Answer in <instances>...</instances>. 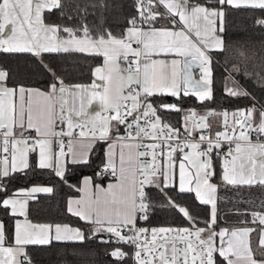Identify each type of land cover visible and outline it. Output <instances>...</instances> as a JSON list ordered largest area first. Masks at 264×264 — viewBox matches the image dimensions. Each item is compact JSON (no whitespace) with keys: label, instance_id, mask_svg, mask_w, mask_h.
<instances>
[{"label":"snow or ice","instance_id":"snow-or-ice-1","mask_svg":"<svg viewBox=\"0 0 264 264\" xmlns=\"http://www.w3.org/2000/svg\"><path fill=\"white\" fill-rule=\"evenodd\" d=\"M215 5L190 6L188 0H136L137 15L129 19L130 26L123 35L115 36L111 31L99 29L94 34L86 22L77 23L63 11L65 5L61 0H0V52L31 53L37 58L43 53H81L103 57V64L93 70L94 80L90 85L72 86L66 85L41 59L40 63L53 78L47 92L22 85L9 86L8 71L0 69V152L4 154L0 159V192L7 196L6 178L18 172L26 174L31 167L29 154L33 152L38 153V168L52 169L56 176L64 179L61 157L71 154L73 164H88L93 146L113 139L110 133L115 121L116 127L124 125L126 129H136L127 137H115L120 140L121 149L118 165L116 144L108 143L107 163L99 174L111 175L115 183L106 188L95 185L93 190L92 179L85 177L83 187L78 189L85 196L69 200V213L94 225L93 235L107 232L117 244L133 246L135 264H217L216 254L226 264H264V259H256L252 250L250 234L255 229L215 231L217 186L211 182L215 175L213 149H219L221 141H229L235 142V149L233 151L230 147L224 159L223 181L234 186H264V140L261 139L264 137V110L255 127L252 125L254 109L247 110V113H232V124L228 123L227 112H209L207 116L198 117L195 111H190L184 117V130L189 136L192 130L208 129V116L211 115L223 116L224 131L217 132L215 139L202 134L198 142L186 140L173 145L171 141L179 139V130L164 123L157 114L155 102L149 100L154 94L179 99L181 93L183 96H195L201 102L213 98L208 52L225 51L224 39L217 32L225 30L226 7L264 10V0H215ZM158 6L166 11L156 10ZM54 9L60 10L61 17L66 19L59 23L46 22L45 12L51 13ZM165 16L178 17V21L171 20V23H181L183 28L177 31L154 27L158 19ZM68 21L72 24L69 25ZM257 23L264 25V20ZM9 26L10 33L5 36V29ZM160 53H175L185 59H174L169 64L151 58ZM197 62L202 76L194 80L191 68ZM226 91L230 96L248 95L233 89ZM93 103L99 104L103 114L96 112L90 115L87 109ZM160 107L181 111L176 104ZM75 117L79 119L75 120ZM57 120L61 123L67 121V132L55 131ZM237 126L240 129L238 135ZM77 127L81 129L79 137L91 139L86 143L70 139L67 152L61 140L59 154L54 153L51 138L72 137L73 129ZM252 131L258 133L256 142L251 139ZM32 132L35 136L31 135ZM146 138L154 143L144 145L136 142ZM204 142L207 147L201 150ZM141 148L145 150L140 151ZM186 148L190 151L185 152ZM148 149H151L150 153ZM178 150L184 153L183 161L195 170L194 174L186 171V165L181 161L179 192H194L200 204L210 205V219L205 221V227H197L189 211L169 197L168 204L177 208L191 227L152 228L150 232L137 227L138 220H147L151 210L146 186H154L161 192L175 187L172 182L173 153ZM149 155L151 163L139 159ZM52 191L51 187L34 186L0 199V207L10 210L11 216L23 217L14 221L12 242L7 244L5 224L0 222V264H31L25 250L27 245H47L52 240H85V234L78 228L34 223L28 219L29 200L34 199L36 193L50 194ZM251 215L252 222L264 225V213L253 212ZM261 231L259 247L264 250V229ZM217 236L221 242L219 246L216 244ZM103 242L109 243L108 240ZM111 255L119 261L127 253L115 248ZM261 255L264 256V251Z\"/></svg>","mask_w":264,"mask_h":264},{"label":"trees","instance_id":"trees-1","mask_svg":"<svg viewBox=\"0 0 264 264\" xmlns=\"http://www.w3.org/2000/svg\"><path fill=\"white\" fill-rule=\"evenodd\" d=\"M65 5L63 11L71 15L79 23L84 21L93 29L111 31L115 36H121L130 26L129 19L136 16L132 0H61ZM215 5V3H212ZM216 6V5H215ZM46 22L59 23L66 17H61L60 10L45 12ZM264 20V10L226 7L224 17L225 51H212V96L211 100L199 101L189 95L178 99L166 94H154L149 100L154 101L158 115L173 126L182 127V118L190 111L205 114L208 110L236 111L252 107L264 110V25L257 23ZM69 25L72 24L68 21ZM243 53V55H241ZM47 65L61 77L65 84H83L91 80L92 69L99 62V57L81 53H43L40 58L31 53L0 52V69L9 73V86H27L48 89L53 78L50 72L42 66ZM233 82L240 92L248 95L230 96L225 90L227 81ZM163 104H176L180 112L166 110ZM104 143H97L88 158V164L68 163L64 179L56 176L50 169H40L32 159L31 167L25 173H15L4 181L6 193L11 194L19 188L34 184H44L52 187L50 194L38 195L29 202L28 216L34 222L69 223L83 230L85 240L80 242H56L47 245H29L26 252L31 264H127L128 260L118 261L111 255L117 248L106 232L93 235L94 227L78 217L71 215L66 209L69 196L79 193V182L82 176H91L94 183L104 184L113 177L100 175L104 168ZM217 159L213 160L215 165ZM218 186L217 225L220 227H244L257 224L251 213L264 211V186L230 185L221 181L219 170L215 168L212 178ZM151 201L149 218L139 221L146 228H160L167 225H192L177 208L168 204V198L179 206L185 207L196 220L197 227H205V221L210 219L208 205H202L191 192H179L176 187H170L163 192L154 186H146ZM165 193L167 195H165ZM5 193L0 192V199ZM0 219L5 224L8 236L7 243L12 242L14 217L7 209L0 207ZM108 240L109 243L103 241ZM127 250L126 247H121ZM217 264H226L216 255Z\"/></svg>","mask_w":264,"mask_h":264},{"label":"crops","instance_id":"crops-1","mask_svg":"<svg viewBox=\"0 0 264 264\" xmlns=\"http://www.w3.org/2000/svg\"><path fill=\"white\" fill-rule=\"evenodd\" d=\"M212 3H215V0H188V4L191 6V5H197V4H200V5H205V6H215V5H213ZM156 10H158V11H160V12H165L166 10L162 7V6H158L157 7V9ZM178 17H167V16H165L164 18H160V19H158V21L155 23V25H154V27H156V28H162V27H166V28H169V29H172V30H181L182 28H183V25L181 24V23H177V24H173V23H171V20H176V21H178ZM217 28H219V21L217 22ZM10 33V26L8 27V28H6L5 29V36H7L8 34ZM217 34L218 35H220V36H222V33H220L219 31L217 32ZM193 39H195V37L193 36ZM212 51H217V50H210L209 52H208V55L210 56V58H211V55H210V53L212 52ZM152 59H156V60H164V61H166V62H168L169 64H171V61L172 60H174V59H179V60H181V61H183L185 58L184 57H178V56H176V54L175 53H167V54H165V53H160V54H154L152 57H151ZM188 58H190V57H188ZM103 64V57H99V62H98V64L97 65H95L94 67H93V69H92V73H91V80H90V82H88V83H83V84H81V85H90L92 82H93V80H94V76H93V70H94V68L95 67H97V66H101ZM121 66L123 67L124 66V62L122 61L121 62ZM200 68H198L197 70H195L193 73H195V76H198V70H199ZM192 73V74H193ZM195 80V79H194ZM66 85H68V86H72V85H76V84H66ZM25 88H32V89H39L40 91H44V92H47L49 89H41V88H37V87H27V86H24ZM249 109H254V112H253V120L256 122V123H258L259 121H260V119H259V121L257 122V117L259 116V114L261 113V111L262 110H260L259 108H256V107H252V108H249ZM249 109H247V110H249ZM247 110H236L237 112L238 111H245V113H247ZM87 111L90 113V115H95V113L96 112H101V109H100V106H99V104L98 103H93L92 104V106L90 107V108H88L87 109ZM209 111V110H208ZM216 111H214L213 109H212V113H215ZM223 112H227L228 114H229V116H228V121H229V119H230V117H231V114H232V112H234V111H223ZM101 114H103L102 112H101ZM200 114H202V113H200ZM187 115H189V114H187ZM186 115V116H187ZM204 115H208V112L207 113H205ZM215 116V115H214ZM213 117V115H211V116H208V120H209V125H210V127H209V129H210V131H211V133H212V135H215L217 132H219L220 131V129H221V127L223 126V122H213V121H210L211 120V118ZM75 120H78L79 119V117H75L74 118ZM182 121H183V118H182ZM112 124H113V128H112V131H111V133H110V136H112L113 137V139L112 140H110L109 142H103L104 143V156H103V165L105 166V164L107 163V153H108V143H115L116 144V149H115V151H116V153H117V156H116V159H117V165H118V161H119V153H120V140H117V139H115L114 137L117 135V133L120 131V129H121V125H119L118 127H116V122L115 121H113L112 122ZM62 131L63 132H67L68 131V127H67V121L65 120V122H63L62 123ZM182 128L184 129V125H183V122H182ZM203 129H195V130H193V131H196V132H198V131H202ZM55 131L57 132V130H56V126H55ZM78 133L79 132H76L75 131V128L73 129V136L72 137H68V136H64L63 138H59V136H53L51 139H52V149H53V152L54 153H56L57 155L59 154V151H60V141L62 140L63 141V143H64V146H65V152H67V145H68V142H69V140L71 139V140H83L85 143L89 140V139H91L90 137H83V138H81V137H79V135H78ZM25 135H28V133H25ZM31 135H33V136H35V133L34 132H32L31 133ZM125 142H127V141H125ZM253 142H256V141H254L253 140ZM240 143L241 144H243L244 142L243 141H240ZM97 144V143H96ZM95 144V145H96ZM94 145V146H95ZM93 146V147H94ZM93 149V148H92ZM92 149H91V151H92ZM233 151H234V149H235V144H234V146H233ZM91 151L89 152V155H90V153H91ZM185 152H189L190 151V149H185L184 150ZM124 152H125V156L127 157V149H125L124 150ZM89 155H88V158H89ZM183 155H184V153H178L176 156H174V161H175V166H174V176H173V183H174V185H175V187H176V189L179 191V176H180V169H179V164L181 163V161H183ZM3 156H4V154L2 153V152H0V159H2L3 158ZM34 160L35 161V163H36V165H37V161H38V153H36V152H33V153H30L29 154V163L31 162V160ZM61 160H62V164H63V167H64V170L66 171V167H67V164L68 163H72V157H71V154H68V155H66V156H64V157H61ZM184 163H185V165H186V171H191V172H193V174H194V168H192L191 167V165H189L188 164V162L187 161H183ZM223 161L221 160V159H217V161H216V163H215V165H214V163H213V167H214V171H215V168L216 169H218L219 170V177H220V179H221V181L222 182H224V183H226L225 181H223V179H222V177H223ZM50 170H52V169H50ZM53 171V170H52ZM55 173V172H54ZM65 173V172H64ZM85 177H89V178H91V176H89V175H84V176H82L81 177V179H80V182H79V188H81V187H83V180H84V178ZM92 179V178H91ZM93 181V180H92ZM213 184H215L216 186H217V184L214 182V180L212 179V181H211ZM110 183H115V178L113 177L112 179H110V180H108V181H106L104 184H102V183H94L93 182V190L95 189V185H100L101 187H104V188H106ZM34 186H41V187H51V186H49V185H44V184H34V185H30V186H28V187H25V188H19V189H17V190H15L13 193H11V194H8L7 196H12L14 193H16V192H18V191H20V190H26V189H30V188H32V187H34ZM52 188V187H51ZM191 193H193L194 194V196H195V193L194 192H191ZM46 194H49V193H36L35 194V198L38 196V195H46ZM7 196H4L2 199H4V198H7ZM84 196H85V193L84 192H81V191H79V193L77 194V195H74V196H69L68 198H67V200H66V209H67V211H68V202H69V200L70 199H73V200H75V199H82V198H84ZM196 197V196H195ZM34 198V199H35ZM215 198H216V204H217V199H218V186H217V192L215 193ZM197 199V198H196ZM31 200H33V199H30L29 200V202L31 201ZM198 200V199H197ZM199 201V200H198ZM29 202H28V205H27V213H28V207H29ZM208 207H209V216H210V205H208ZM8 210V209H7ZM9 211V213H10V210H8ZM263 213H264V211H263ZM71 214V213H70ZM72 215V214H71ZM76 217V216H75ZM79 218V217H78ZM17 219H20V220H22L23 219V217H14V221L15 220H17ZM28 219L30 220V221H32L30 218H29V216H28ZM80 219V218H79ZM81 220V219H80ZM14 221H13V231H14ZM83 221V220H82ZM0 222H2V220L0 219ZM32 222H34V221H32ZM85 222V221H84ZM34 223H45V224H53V225H55V224H61V225H68V226H70V227H72V228H78V229H80L79 227H77V226H75V225H71V224H69V223H46V222H34ZM87 223V222H86ZM256 223L257 224H259V222L258 221H256ZM92 225V224H91ZM93 227H94V225H92ZM242 228H251V229H255V231H253L251 234H250V240H251V246H252V250H253V253H254V256H255V258L256 259H264V256H262L261 255V252L262 251H264V250H262V249H260V247H259V238H260V236H261V234H262V229H264V225H260V226H257L256 224L255 225H252V226H244V227H220V228H218L216 231L217 232H219V231H221V230H223V229H229V230H236V229H242ZM82 232H83V230L82 229H80ZM84 233V232H83ZM206 235L208 234L207 232L205 233ZM227 238H225V240H226ZM52 241H56V240H52ZM56 242H80V241H77V240H63V241H56ZM220 238H219V236H217L216 237V244H217V246H219L220 245ZM6 244H7V242H6ZM27 246H29V245H27ZM27 246H25V249H26V247ZM217 256H218V254H216ZM219 257V256H218ZM221 258V257H220ZM21 259H23L22 257H21ZM226 263V262H225Z\"/></svg>","mask_w":264,"mask_h":264},{"label":"built area","instance_id":"built-area-1","mask_svg":"<svg viewBox=\"0 0 264 264\" xmlns=\"http://www.w3.org/2000/svg\"><path fill=\"white\" fill-rule=\"evenodd\" d=\"M133 1V3H134V7H135V9H136V0H132ZM136 15H137V11H136ZM134 47H135V45H134ZM235 112H237V111H234V112H232V113H235ZM158 114V113H157ZM198 116V115H197ZM237 118H239V119H242V117H237ZM129 120H131V117H129ZM162 121L164 122V123H166V124H168V125H170L171 127H173L174 129H178L179 130V139L178 140H173V141H171V143L173 144V145H175V144H177V143H181V142H184V141H191V142H198L199 141V137H200V135H209V136H211L213 139H215V136H216V134L215 135H212V133H211V131H210V129L208 128V129H203L202 131H198V132H196V131H193L192 130V134L189 136L188 135V133L187 132H185V130L182 128V127H177V126H173V125H171L169 122H167L166 120H164V119H162ZM232 122H233V116H232V114H231V117H230V119H229V121H228V123L229 124H232ZM141 123H143V121H141ZM258 123H256L253 119H252V125H253V127H255L256 125H257ZM55 126H56V130H57V132H62V123L59 121V120H57V122H56V124H55ZM89 127H91V125H89ZM80 128H75V131L76 132H80ZM135 132L136 131V129H135V127H133L132 129H126L125 128V126L124 125H121V129H120V131L117 133V135L115 136V137H127L128 136V133L129 132ZM221 131H224V125L221 127V129H220V131L219 132H221ZM239 131H240V129H239V127L237 126V135L239 134ZM257 136H258V133L257 132H255V131H252V133H251V139L252 140H254V141H256L257 140ZM64 136H59V138H63ZM114 137V138H115ZM261 139L262 140H264V137H261ZM136 142H138V143H142V144H144V145H148V144H151V143H154V141H152V140H150V139H144V140H142V141H136ZM234 144H235V142H229V141H221V147L219 148V149H213V152H212V160H215V159H221L223 162H224V159H225V157H226V155H227V153H228V151H229V148L231 147V148H233V146H234ZM207 147V145H206V142H204V143H202V145H201V150H204L205 148ZM140 151H144L145 149L144 148H141V149H139ZM148 151H149V153L151 152V149H148ZM157 151H159V150H157ZM178 153H180L179 152V150L176 152V153H173V157L174 156H176ZM165 156H166V153H165ZM139 159H141V160H147L149 163H151V155H149V156H147V157H141V158H139ZM228 159H230V157H228ZM102 171V170H101ZM139 221L141 222V221H145L144 219H140V220H138V222H137V227H143V228H146V227H144L143 225H141V224H139ZM164 227H171V228H182L183 226H180V225H167V226H164ZM161 228V227H160ZM146 229H149V232H150V230L152 229V228H146ZM106 234L108 235V236H110L111 237V234H109V233H107L106 232ZM130 234V233H129ZM111 239H112V243H113V245H115V246H117V247H119L120 248V246L121 247H126L127 248V250H123L122 248H120L122 251H124V252H126L127 253V255L124 257V259L123 260H125V259H127L128 260V263L127 264H135V261H134V252H135V248L133 247V246H130V245H127V244H117L116 242H115V238L114 237H111ZM123 260H120V261H123Z\"/></svg>","mask_w":264,"mask_h":264},{"label":"rangeland","instance_id":"rangeland-1","mask_svg":"<svg viewBox=\"0 0 264 264\" xmlns=\"http://www.w3.org/2000/svg\"><path fill=\"white\" fill-rule=\"evenodd\" d=\"M193 75V78L195 79V80H199L200 78H201V76H202V72H201V69H199L198 70V76H195V73H193L192 74ZM226 89H233V90H236V91H238V92H240V88L237 86V85H235L233 82H231V81H227L226 82V85H225V90ZM215 113H217V114H219V113H223V111H216ZM187 114H185L184 116H183V125H184V117L186 116ZM197 115H198V117L199 116H206V115H204V114H200V113H197ZM254 118V117H253ZM259 119H260V114H259V116L257 117V122L259 121ZM210 121H213V122H223V116L222 115H213V117L211 118V120ZM208 123H209V120L207 121ZM259 123V122H258ZM189 127H191V126H189ZM205 236H206V234H205ZM117 248H119V247H117Z\"/></svg>","mask_w":264,"mask_h":264},{"label":"water","instance_id":"water-1","mask_svg":"<svg viewBox=\"0 0 264 264\" xmlns=\"http://www.w3.org/2000/svg\"><path fill=\"white\" fill-rule=\"evenodd\" d=\"M189 60H191V57L190 58H188ZM199 67H198V62L197 63H194L193 64V66H192V68H191V74L195 71V70H197ZM192 77H193V75H192ZM194 79V78H193ZM209 112H212V109H210L209 111H208V113ZM115 258V257H114Z\"/></svg>","mask_w":264,"mask_h":264}]
</instances>
